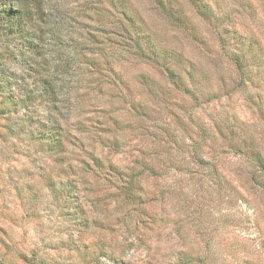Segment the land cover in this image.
I'll list each match as a JSON object with an SVG mask.
<instances>
[{
	"label": "rangeland",
	"instance_id": "374dc122",
	"mask_svg": "<svg viewBox=\"0 0 264 264\" xmlns=\"http://www.w3.org/2000/svg\"><path fill=\"white\" fill-rule=\"evenodd\" d=\"M174 1L176 10L182 9L176 24L152 0L130 3L154 41L181 60L178 70L192 72H181L188 89L174 86L162 69L122 62L118 69L130 87L125 98L113 106L108 90H89L77 109L94 129H101L106 115L117 117L119 124H109L103 134L104 146L94 139L87 151L107 152L123 170L134 160L149 168H142L148 201L143 211L156 212V223L129 232L121 222L123 207L113 209L102 182L92 176L86 177V191L94 196L80 198L78 210L55 199L41 177L42 153L29 150L27 140L20 139L16 149L0 140V255L5 260L26 264L18 255L34 252L48 264H91L95 253L94 264H173L186 250L207 255L206 264H264V171L250 157V146L264 155V0H213L215 19L202 18L189 0ZM249 40L253 49L241 73L233 47ZM140 72L154 77L153 94L138 81ZM145 100L154 109L148 117L127 109ZM96 215L107 228L89 224ZM104 248L112 254H100Z\"/></svg>",
	"mask_w": 264,
	"mask_h": 264
},
{
	"label": "trees",
	"instance_id": "16d2710c",
	"mask_svg": "<svg viewBox=\"0 0 264 264\" xmlns=\"http://www.w3.org/2000/svg\"><path fill=\"white\" fill-rule=\"evenodd\" d=\"M152 2L170 23L182 20V9L176 10L174 0ZM189 2L204 19L218 16L213 0ZM252 49V40L237 42L233 47L232 59L241 73L247 69ZM180 61L154 41L145 18L130 0H0V140L15 149L20 139L27 140L29 150L42 153L41 177L55 199L78 210L80 198L94 196L86 191V177L92 176L102 182V191L112 200V208L123 207L121 222L125 229L133 232L155 224L157 213L143 211L148 203L142 169L146 165L134 160L133 167L123 170L107 152L104 156L94 148L87 151V142L94 139L104 146L103 134L110 130L109 124H119L117 117L109 115L113 119L110 123L106 115L100 122L101 129H94L95 124L82 120L77 109L82 95L89 90H108L106 97L113 106L125 98L130 87L118 69L122 62L162 69L174 86L188 89L181 72L186 76L192 72L184 67L179 71ZM137 79L153 94L151 86L156 84L151 74L140 72ZM146 89L142 92L149 96ZM129 106L127 109L136 116L148 117L154 110L146 100ZM124 109L122 106L112 111ZM250 149V157L262 173L264 155L254 146ZM27 187L35 193L32 185ZM159 218L162 221V216ZM77 224L84 225L80 221ZM89 224L106 227L99 215L93 216ZM99 253L109 256L112 251L104 248ZM34 254L18 256L26 264L49 263L43 255ZM96 258L97 254L92 253L91 264ZM206 258L180 250L172 263L200 264L201 260L206 264ZM7 261L0 255V264H14Z\"/></svg>",
	"mask_w": 264,
	"mask_h": 264
}]
</instances>
